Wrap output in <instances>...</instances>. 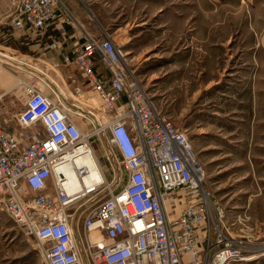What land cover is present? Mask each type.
Wrapping results in <instances>:
<instances>
[{"label":"built area","instance_id":"obj_1","mask_svg":"<svg viewBox=\"0 0 264 264\" xmlns=\"http://www.w3.org/2000/svg\"><path fill=\"white\" fill-rule=\"evenodd\" d=\"M15 5L14 29L35 34L61 18L60 0ZM76 27L80 45L73 60L87 88L74 87L67 99L27 86L16 117L19 130L0 124V209L6 217L37 241L46 264H228L262 257L242 236L246 215L226 222L187 135L139 85L126 52L107 33L99 37ZM59 43L52 41L47 50ZM96 64L106 77L95 72ZM96 134L105 135L122 186L110 189L79 226L67 210L92 199L105 180L69 194L57 169ZM85 172L77 169L79 178ZM177 200L184 202L181 210ZM233 227H240L237 235Z\"/></svg>","mask_w":264,"mask_h":264},{"label":"rangeland","instance_id":"obj_2","mask_svg":"<svg viewBox=\"0 0 264 264\" xmlns=\"http://www.w3.org/2000/svg\"><path fill=\"white\" fill-rule=\"evenodd\" d=\"M86 1V8L98 13L99 22L106 19V23L111 22L110 9L115 6L111 10L112 16L116 18L113 25L100 27L90 15L91 24L88 28L95 35H99L103 30L112 39L114 37L117 43L123 44L120 49L126 52L128 66L139 85L148 92L152 100L157 102L159 106L153 100L161 113L187 135L198 161L206 172L204 185L210 187L209 191L212 190L223 208L226 206L222 203L228 198L230 205L234 203L238 189L237 179L242 171L233 166L234 163L238 165L239 161L234 162L227 155L230 150L227 141L229 137L226 136V139L222 140L220 137H224L223 133L227 134L229 118L232 116L227 114L228 91L243 84L241 79L236 77L238 74L229 73L227 68L247 67L242 64L245 60L244 43L237 48L234 46L236 41L231 38L230 42L221 49L222 53H218L217 58L214 57L215 73L211 71L208 73L203 54L206 48L205 35L216 32L232 37L238 33H246L255 37L264 34V0H137L135 4L127 5L119 0L117 2ZM216 24L220 26L217 30ZM135 34L137 36L134 38ZM126 37L130 39L127 40ZM126 47L129 52L125 51ZM221 67L225 68L222 75ZM68 72L78 76L74 66ZM57 73L55 77L52 75L44 79L39 77L37 85L33 83L34 80L24 83H33L39 87V91L50 96L64 93L69 99L72 89L62 81L59 70ZM75 83H78L77 79ZM226 84L231 89L225 88V91L223 89L225 96L218 95L216 99H212V94H217L218 91L208 92ZM23 87V85L18 86L11 94L10 109L3 115L10 126L16 127V131L19 130L16 117L24 103ZM67 102L72 103V100ZM94 106V109L98 107ZM91 109L94 115L97 117L100 115L98 109H96L98 112ZM214 112L220 119L216 123L212 120ZM83 128L84 131L90 130V126L87 125ZM87 146L97 160L105 183L97 189L92 199L83 198L67 210L79 226L88 212L109 195L110 189L118 190L122 186L121 167L109 151L105 135L91 136ZM255 262L256 259L248 262L236 261L231 264H257ZM0 264H46L38 249L37 241L16 227L5 217L1 209Z\"/></svg>","mask_w":264,"mask_h":264},{"label":"crops","instance_id":"obj_3","mask_svg":"<svg viewBox=\"0 0 264 264\" xmlns=\"http://www.w3.org/2000/svg\"><path fill=\"white\" fill-rule=\"evenodd\" d=\"M113 1L117 2L118 0ZM119 1L127 5L135 4L137 0ZM15 3L16 0H0V124L9 131H15L16 127L10 126L3 115L10 109L11 94L18 86L23 85V90L27 86H33L39 90V87L34 85H37L39 77L43 79L50 75L55 77L59 70V76L62 81L68 83V85L65 83L66 86L71 89L74 87L87 88V83L80 76L73 60V52L80 45L79 31L76 26H81L84 30L93 34V31L88 28L91 24L90 15L95 18L100 27L107 24L113 25L114 20H116L111 14V10L115 6L110 9L109 20L111 22L106 23L107 19L99 22L97 19L99 18L98 13L93 12L91 8L90 10L86 8V0H60L61 18L44 30L32 34L23 29H14L11 26V21L16 12ZM123 3L120 4L124 5ZM140 6L143 8L142 4ZM65 11L70 12L72 19L76 21L75 24L71 23V25L64 21L63 13ZM116 13V17H118V12ZM257 24L259 26V23ZM215 26L216 30L220 27L217 24ZM103 33L104 31L102 30L96 36L102 37ZM137 35L135 34L134 38ZM128 38L126 37L127 40ZM231 38L236 41L234 46L237 48L244 43L243 53L245 60L242 64L247 65V67L237 69L229 66L227 68L229 73L238 74L236 77L241 79L243 84H239L234 89L232 88L231 91H228L229 109L227 114L229 113L232 116L229 118L227 134L223 133L224 137H218H220V140L226 139V136L229 137L227 141L230 144L228 146L230 150H228L227 155L230 160L239 161L238 165L234 163L233 166H236L242 172L237 179L236 201L230 205L228 202L229 198L224 200L223 196L225 195H223L224 201L222 204L226 206L224 209L227 223L231 222L234 214H244L248 217L249 221L245 229H243L242 236L249 245L253 246L256 252L262 255V257L256 259L255 263L264 264V34L254 37L246 33H238L231 37L223 33H207L205 35L206 48L203 54L206 58V70L208 73L210 71L215 73L214 70L216 69L213 66L214 57L218 53H222L221 49L230 42ZM54 40H60L58 47L48 51L47 46ZM112 40L118 47H123V44L117 43L114 37ZM247 42H249L248 45ZM125 51L129 52L130 50L126 47ZM72 66L76 68L78 76L71 75L68 72ZM221 68L220 74L222 75L225 68ZM94 69L100 77H106L105 70L99 64H96ZM55 70L57 71L55 72ZM74 77L78 80V83H75L76 79ZM32 80H34V84L29 83ZM25 81H29L28 84L24 83ZM227 84L208 92L214 93L218 91L216 92L217 94H212V99H216L218 95L225 96L223 89L224 91L225 88H228L227 90L231 89L227 87ZM155 103L157 104L156 101ZM218 108L224 110V108ZM215 113L212 120L216 123L220 119L219 115H215ZM206 187L210 188L207 185ZM213 197L219 202L214 194ZM177 202L179 203L178 209L181 210L184 202L182 200H177ZM239 228H231L234 235H237L236 232ZM231 263L233 262L228 264Z\"/></svg>","mask_w":264,"mask_h":264},{"label":"bare ground","instance_id":"obj_4","mask_svg":"<svg viewBox=\"0 0 264 264\" xmlns=\"http://www.w3.org/2000/svg\"><path fill=\"white\" fill-rule=\"evenodd\" d=\"M16 59V58H15ZM70 153V152H68ZM66 158V157H65ZM67 162L57 169L58 176L65 181V187L69 194L85 188L93 189L95 184L104 182V176L99 168L97 160L88 146L82 145L78 155H67ZM84 168L86 174L81 178L77 175V169ZM95 237V235H92Z\"/></svg>","mask_w":264,"mask_h":264}]
</instances>
